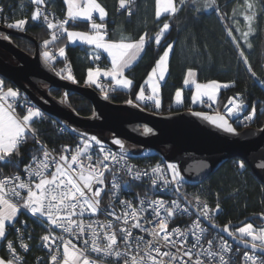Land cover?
Listing matches in <instances>:
<instances>
[{
	"label": "snow or ice",
	"instance_id": "6c2138e0",
	"mask_svg": "<svg viewBox=\"0 0 264 264\" xmlns=\"http://www.w3.org/2000/svg\"><path fill=\"white\" fill-rule=\"evenodd\" d=\"M36 5V9L32 14V20L42 19L47 25V28L53 30L51 39L45 40L44 45L47 46L53 41L58 40L64 34L67 39L72 42H80L94 46V57L99 59L97 50H103L112 57L111 69L104 71L100 68L88 69V77L86 83L95 84L101 88L107 98V90L99 83L98 78L103 75L111 77L115 86L123 88H131L133 81L124 75V70L130 67L133 62L141 55L145 49V45L151 37L147 33L141 35L138 40H133L129 36L121 35L119 41H109L106 39L107 30L104 24L106 16L105 9L97 2V0H64L67 5L66 18L63 20H55L49 18L39 6L45 3V0H31ZM185 0H179L180 5H183ZM195 3V0H193ZM132 0H119L121 8H126L131 14ZM157 9L156 17L159 18L161 12H168L170 15L177 13L180 8L174 0H164V7L161 8V0H156ZM215 0H206L205 7H212ZM246 12L240 13L244 15L247 22L248 30L241 33L242 38L247 43L248 47L252 45L248 42L249 35L253 32L252 21L255 19L256 13L251 0H244ZM247 12H251L248 15ZM93 13H98L100 23H96ZM233 22L235 21L236 9L233 10ZM224 17L222 16L221 19ZM87 20L91 22L90 32L69 31L66 25L69 21ZM27 23L26 19L17 20L8 25L23 29ZM170 25L165 22L159 32L155 34V41L160 43L162 36L169 29ZM227 35L232 37L233 43L240 50V57L247 65L248 71L253 76L256 73L252 70L248 58L245 56L243 49L240 48L237 38L233 35V29L226 27ZM236 31H240L237 26ZM169 44L163 55L156 61L155 66L147 74L144 84L140 86L139 92L136 94L138 101H151L155 107H161L160 87L161 82L165 80V74L168 71L169 51L172 49ZM59 55L65 56V49L59 48ZM45 61H52L55 57L49 52L42 53ZM67 73L64 75V73ZM58 75H63V78L73 80L70 66L66 65L65 69H61ZM193 69H188L184 80L185 85L195 86V92L192 96L194 103L206 102L202 98H207L208 101H215L221 87H229L228 84H220L217 81H210L206 84L196 83ZM264 83V81H262ZM146 88L150 90V94L146 95ZM239 93L235 97H229L228 103L225 104V110L228 115H235L243 108V101L240 99ZM182 89H177L175 93V103H182ZM132 104V100L127 101ZM18 104L24 105V114L20 115L17 112ZM211 107V105H209ZM255 107L253 106L251 113L245 117V120L251 121L255 116ZM198 116L205 117L211 123L217 125L228 133L238 134L237 129L229 122L225 115L217 113L215 116H209L206 113H196ZM43 116L42 111L35 105H31L26 97H23L18 89L12 87L5 88L4 80L0 79V162L4 164L12 163V157L20 156L21 147L27 142L31 135L34 143L39 145L42 151V157L37 155L32 156V162L25 165V171L29 177L28 180L21 179L19 174L13 176H5L0 178V238L6 239L7 224L12 223L21 208L31 213L33 217H38L44 220L49 226L60 228L63 232L77 236L79 239L83 235H88L89 239L83 241L84 247L78 248L72 241L64 239V237L56 236L55 233L49 231L43 235L41 239L45 242L46 247L51 239L53 243L57 240L62 244H57L56 251L51 256V264H97V260L89 259L90 253H101L104 256H114L117 259L116 264H231L230 260L225 259L224 252H231L232 248L227 241L221 238L219 244V252L213 251V241L208 240V248L201 251H194L201 241V237L206 231L202 227L200 219L193 221L191 227L182 231L179 228L169 230V220L177 214H184L188 210L181 207L177 200H173L169 205L168 202L157 199L151 200L148 203V208L133 206L131 201L121 200L119 203L123 206V216H117V220H122L123 225L117 229L112 221L101 223L99 221H91L87 224L83 219H75L74 217H83L85 212L95 214L101 210V192L105 185V171L109 170L106 163L108 160L116 161L117 156L106 149L101 142L95 137H81L83 147L76 146L75 151L70 155L60 154L58 158L54 157L52 152L37 139V131L33 128V123L36 118ZM150 132L151 129H145ZM93 142L100 146V152L103 158H97L96 162H92V156L89 154ZM114 143L119 145L122 150L124 144L120 139H115ZM64 152L68 151V146L64 147ZM87 159V165L84 163ZM120 159H123L121 157ZM74 165L76 167H74ZM238 167H245L244 161L238 162ZM264 169V163L260 164ZM52 169L51 171H49ZM167 170L172 173L171 180H168L163 174L161 165H156L151 169L152 184L156 185L158 179H163L165 186L172 183L177 185L176 191H179V185L182 182L179 169L176 164L169 163ZM127 173L134 180L141 179L142 176L148 175L147 172L135 171L134 167L127 166ZM120 184L115 182L113 176L112 195H116V191L120 189ZM21 190H25L26 194H22ZM186 198V197H185ZM196 208L199 217L208 220L214 224V215L219 211L220 205L217 204L215 209H210L207 203L201 202L199 197H195ZM191 203V201H189ZM144 204V200L140 201ZM151 209L153 220H147L144 217L145 224H153V227H146L140 223L141 213ZM163 212V215L161 214ZM108 215H115L114 212ZM260 218L264 219V213L260 214ZM129 219L135 221L132 225L128 224ZM99 224V229L94 225ZM137 228L142 232L148 233L152 239L144 240L143 236L133 237L132 229ZM102 229L103 231H100ZM224 232H228L230 236L237 237L241 242L251 245L252 254L245 251L243 253L246 264H264V259L258 257L255 253L259 250L264 254V228H255L253 224L247 223L242 227H238L235 231H230L226 224L223 228ZM191 232L195 236L196 244H192L189 248L181 247V244L187 245L188 233ZM173 235L180 237V240L172 239ZM124 245L123 250L120 248V243ZM90 244V246H89ZM134 244V247H133ZM143 245V247H141ZM62 246V253L60 251ZM10 259L0 257V264H21L22 257L16 252L12 241L7 244ZM20 247L25 250L28 245L21 242ZM175 247L176 251H161V248ZM201 256L207 259H201ZM184 257L188 259L185 260ZM195 257V259H193ZM218 257V259H217Z\"/></svg>",
	"mask_w": 264,
	"mask_h": 264
},
{
	"label": "trees",
	"instance_id": "16d2710c",
	"mask_svg": "<svg viewBox=\"0 0 264 264\" xmlns=\"http://www.w3.org/2000/svg\"><path fill=\"white\" fill-rule=\"evenodd\" d=\"M107 11L106 30L107 37L112 41H119L121 35L129 36L133 40L147 33L151 37L147 41L145 50L140 59L126 72V76L133 81L130 89H122L117 86L107 90V97L114 103H127L132 100L133 104H138L144 109L161 114H169L179 110L192 109V88H186L184 80L188 69L197 71L199 82L218 81L230 85L222 87L216 105L203 103L193 107L198 110L210 111L211 113H222L228 102L229 97L241 94L240 99L249 105L250 110L255 107V116L251 120L250 127L261 128L264 125V83H262L263 62H264V7L261 0H251L256 13L252 21L253 32L248 37V42L252 47L249 48L241 33L248 30L244 15L246 12L244 0H215L212 7H205L206 0H185L180 5L176 0L180 10L173 14H166L159 18L156 17V0H132L131 14L126 8H121L119 0H97ZM47 6L53 8L59 16L66 15V4L64 0H48ZM4 6L3 16L7 18L9 24L26 19L27 23L23 29L11 28L17 32L9 34L8 37L22 50L33 54L35 42L38 41L41 53L49 45L54 46L51 51L55 57L52 61H46L56 71L60 72L65 65L70 66L74 81L80 85H90L104 94L96 85L86 83L88 69L102 67L107 63L106 56L99 55V59L94 57V47L85 44H67L66 34L58 40L45 46L44 41L51 39L53 30L47 28L42 19L32 20V14L36 9L31 0H2ZM236 9L235 21L233 22V10ZM251 15V12H247ZM224 17L221 19V17ZM165 22L170 27L163 40L157 44L154 37ZM2 25V24H1ZM239 26L240 31H236ZM68 28L89 30L87 22H70ZM226 27L233 29V35L237 38L240 48L243 49L245 56L251 64L255 76L248 71L240 57L239 49L233 43L232 37L227 35ZM172 44V53L169 61V72L165 81L161 84L160 98L161 107L157 109L155 104H145L136 99V94L140 86L144 84L147 74L155 66L156 61L163 55L168 45ZM65 46V56L59 55V48ZM67 73L65 72L64 75ZM63 77V75H61ZM4 80L5 87L17 89L11 82ZM177 89L183 90V103L180 108L174 105V97ZM49 92L52 96L63 101L68 107L76 111L81 116H91L94 113L92 103L84 96L75 92H64L59 88L51 87ZM21 93V92H20ZM22 94V93H21ZM23 97H26L22 94ZM27 98V97H26ZM27 101L30 103L29 99ZM33 105L32 103H30ZM211 105V107L209 106ZM19 110L24 112V105H19ZM232 125L237 129H243L236 125V122L229 118ZM33 128L37 131V139L49 146L59 148L62 144H75L81 141V135L73 128L51 116L43 113V116L36 118ZM84 137V136H83ZM19 157H12V163L4 164L0 162V174H18L25 172V165L32 162V156H41L42 151L39 145L34 143L32 136L28 137L27 142L21 147ZM146 156L161 161L162 157L153 151L146 153ZM240 158H233L226 161L211 176L197 185H187L190 192L189 198L199 197L208 201L212 208L220 205V209L214 215V224L224 228L227 224L230 231H235V225L240 221L254 217V225H263L264 219L260 214L264 213V182L262 179L245 163L243 169L238 167ZM135 188H140L141 183L132 182ZM143 187V186H142ZM188 198V199H189ZM102 204L106 200L101 201ZM26 218L30 222L29 232L32 237H28L31 248L26 255L25 264H29L42 253L37 245L40 227L29 218L25 210H20L17 221ZM214 233V230H210ZM2 243V241H1ZM1 246V244H0ZM3 249V250H2ZM0 248L1 254L6 258L4 248Z\"/></svg>",
	"mask_w": 264,
	"mask_h": 264
},
{
	"label": "water",
	"instance_id": "95a60500",
	"mask_svg": "<svg viewBox=\"0 0 264 264\" xmlns=\"http://www.w3.org/2000/svg\"><path fill=\"white\" fill-rule=\"evenodd\" d=\"M261 1L264 7V0ZM16 33L25 34L0 24V77L11 82L42 113L67 124L86 138L95 136L101 143L131 157L146 156L149 151L157 152L166 166L177 163L182 181L187 185L203 182L233 158L245 161L264 182V169L260 167L264 163V125L261 128L246 127L241 130L235 127L238 134H233L205 117L196 115L217 114L210 111L192 108L161 114L146 110L138 104L114 103L95 87L80 85L58 75L42 57L38 41L34 40V54L19 48L8 38L9 34ZM51 87L86 97L93 105V115H79L52 96L49 92ZM146 128L151 131L146 132ZM115 139L124 141L126 151L114 143ZM129 144L141 150L132 151L128 148ZM169 174L171 177L170 171ZM183 199L199 216L187 198ZM253 219V216L248 217L235 226L240 227ZM204 221L231 242L251 250L250 244L230 236L223 228L214 227L212 222ZM256 252L262 254L259 250Z\"/></svg>",
	"mask_w": 264,
	"mask_h": 264
},
{
	"label": "built area",
	"instance_id": "2783aa9c",
	"mask_svg": "<svg viewBox=\"0 0 264 264\" xmlns=\"http://www.w3.org/2000/svg\"><path fill=\"white\" fill-rule=\"evenodd\" d=\"M47 1L48 0H45V2H47ZM39 7L41 9H43L44 13L47 14L49 16V18L52 19L53 21H55L57 19L63 20L66 18V15L64 17L57 15L56 12L53 10V8L47 6L46 3L40 5ZM2 13H4V6L2 4V0H0V24L6 26V24H8L9 22L7 21L6 17L3 16V19L1 18ZM66 27H67V25H66ZM99 60L101 61L102 59H99ZM102 67H107V63L106 62L103 63ZM98 83L104 89H109V88L115 86L113 80L107 81L104 78H98ZM145 94L146 95L150 94V90L146 88ZM143 103L149 104V105L153 104V102H151V101H144ZM19 105L20 104H18L17 108L19 107ZM251 111L252 110H250L249 105L246 103H243V108L241 109L240 112L236 113L235 115H228L226 113L225 107L223 108L224 114L227 115L229 118L235 120L237 122V126H239L241 128H246V127L250 126L251 121L245 120V117L248 116L249 113H251ZM39 141L43 145H45L47 147V149H49L52 152L53 156L56 158H58L59 155L62 154V152H63V154L68 155L70 157L71 153L73 151H75L77 145H80L81 147H83L82 140L75 143V144H62L59 146V148L49 146L48 144L42 142L41 140H39ZM101 144L106 149H108L110 152H112L113 154H115L117 156L116 161H112L111 159L106 161V163L109 166V170L105 171V185L101 186V187H103V191L101 192V201L105 199L106 203L102 204V202H101V210L99 212H97L95 214L85 212L83 217H74L75 219H83L86 224L88 222H91V221H99L101 223H105L107 221H112L114 226L117 229H119V227H121L123 225L122 220L116 219L117 216H123V206L119 203V201H121V200L131 201L133 206H135L137 208H140V207L148 208V203L151 200L161 199V200L168 202L169 205L171 204V202L173 200H177L180 203L181 207L187 208L188 211L184 214H177L172 219H170L169 220V230H171L173 228H179L182 231H184L186 229H189L191 227L193 221H196L199 218L202 227H204L206 229V231L202 235L201 241L197 245V247L194 251H201L202 248L203 249L208 248L207 242H208V240H212L213 241L212 250L219 252L220 251L219 244H220V240L222 238L223 240L227 241L228 245H230L232 248L231 252H227V251L224 252L225 259L230 260L231 264H246L244 257H243V253L245 251H247L251 255L252 250H249L243 246H240L238 244L231 242L229 239L223 237L221 235V233L217 232L214 229H213L214 233L210 232V230L212 228H210L206 224L204 219L202 217H199L194 212V210L183 199L185 197L188 199L189 195H190L187 184H185L182 181L181 184L179 185V191H176L177 185L175 183H172L168 186H165L163 183V179H158L156 185L152 184L151 181H152L153 176H152L151 169L154 168L158 164L161 165L163 174L166 176V178L168 180H171L169 171L167 170V166H166L163 159L161 161H158V160H155L149 156L131 157L127 154L120 153V152L116 151L115 149H113V148H111V147H109L103 143H101ZM65 146H68L67 152L63 151ZM89 154L92 156V162L93 163L96 162L97 158H100V159L103 158V154L100 152V146L96 145L94 142H93L91 148L89 149ZM40 157H42V154ZM121 157H123V159H120ZM84 163L87 165V163H88L87 159H85ZM174 164L177 165V163H174ZM129 165L133 166L135 171H140L142 173L147 172L148 175L142 176L141 179H139V180H134L132 178V176H130L127 173V166H129ZM74 167H76V166L74 165ZM177 167H178V165H177ZM51 170L52 169H50L49 171H51ZM18 174L20 175L21 179H23V180L29 179L26 171L23 173H18ZM13 175H15V174H13ZM13 175L0 174V178H3L5 176H13ZM113 176H115V182L120 184V186H121L120 189L118 191H116L115 196L112 195V192L114 191L112 189ZM180 176H181V174H180ZM133 181L141 183L140 188H135L132 184ZM21 191H22V194H26L25 190H21ZM190 197L191 198H189L188 200L191 201V205L197 211L195 198L192 196H190ZM199 199L201 202L207 203V205L209 206L210 209H213L212 205L208 201L201 199V198H199ZM141 200H144L143 205L140 204ZM21 210H25V209L21 208ZM25 212L29 216V218L32 219L41 229L39 234H38L37 245L41 248L42 253L38 254L36 259L34 261H32L31 263L29 262V264H51L50 256L54 251H56L57 244H62V242L57 240L55 243H53V241L50 239L47 242L48 245H50V247H46L45 242L41 239V237L43 235L47 234L49 231L55 233L56 236L62 235L64 237V239L72 241V243L75 244L78 248L84 247L83 241L85 239H89L88 235H83L82 237H80L78 239L77 236L72 235L70 233L63 232L62 229L56 228L54 225L49 226L41 218L33 217L31 215V213L28 212L27 210H25ZM111 212H114L115 215H108V213H111ZM161 214L163 215V212ZM144 217H147V220H149V221L153 220V216L151 214L150 208L146 212L141 213L140 223L146 227H153V224H145ZM133 223H135V221H133L132 219H129L128 224L132 225ZM255 226L257 229L264 228V224L260 225V226H258V225H255ZM29 227H30V222L26 218H22L19 222L17 220H15L14 222L10 223L6 227V239H4V238L2 239V243H1L0 248L1 249L4 248V251L6 253V257L8 259L11 258V255L9 253L7 244L9 241H12L13 246L16 249V252L22 257L21 264H25L26 259H27L26 255L31 248V244L29 243V240L26 237V235L28 233H29L28 237L29 238L32 237V232H29V230H28ZM94 227L99 229V224L94 225ZM100 231H103V230L100 229ZM132 232H133L134 238L137 236H143L145 241L152 239V237L148 233L142 232L140 229L133 228ZM238 236H239V233L236 234V237H238ZM172 239L180 240V237L173 235ZM187 240H188L187 245H184L182 243L181 247L189 248V247H191L192 244H196L195 236H193L191 232L188 233ZM21 242L28 245L27 250L20 247ZM118 243H120V248H121V250H123V248H124L123 243L119 242V241H118ZM89 246H90V244H89ZM133 247H134V244H133ZM141 247H143V245H141ZM169 250L172 252H175L176 248L175 247H170V248L162 247L161 248L162 252L163 251H169ZM60 251L62 253V246H61ZM255 254L258 257H260L261 259H264V255L257 253V252ZM89 259L97 260V264H116V261L118 258H116L114 256H104L101 253H90ZM184 259L187 260L188 258L184 257ZM193 259H195V257H193ZM201 259L206 260L207 257L201 256ZM217 259H218V257H217ZM120 264H122V261H120Z\"/></svg>",
	"mask_w": 264,
	"mask_h": 264
},
{
	"label": "crops",
	"instance_id": "0c3cea01",
	"mask_svg": "<svg viewBox=\"0 0 264 264\" xmlns=\"http://www.w3.org/2000/svg\"><path fill=\"white\" fill-rule=\"evenodd\" d=\"M98 2V1H97ZM174 2L176 3V0H174ZM81 3H83V0H81ZM100 4V3H99ZM176 5H177V3H176ZM102 6V5H101ZM164 7V0H161V8H163ZM104 8V7H103ZM156 9H157V3H156ZM106 11V10H105ZM66 12H67V5H66ZM106 13H107V11H106ZM166 14H169L168 12H164V11H162L161 12V15H160V17L161 16H163V15H166ZM93 17H94V20H95V22L96 23H100L101 21H100V18H99V14L98 13H93ZM107 17H108V15L106 14V16L104 17V24H105V26H106V23H105V20L107 19ZM78 21H82V22H87L88 24H89V30H80V29H72V28H68V30L69 31H76V32H90L91 31V22L90 21H87V20H84V19H81V20H78ZM78 21H70V22H78ZM169 31V29L164 33V35L162 36V38H161V41L163 40V38H164V36L167 34V32ZM106 39L107 40H109V41H112V40H110V39H108V37H106ZM160 41V42H161ZM66 42H67V44H77V43H79V44H84V43H80V42H72V41H69L68 39H67V35H66ZM147 44V43H146ZM85 45H87V44H85ZM172 45V44H171ZM88 46H91V47H94L93 45H88ZM145 47H146V45H145ZM64 49H65V46L63 47ZM145 50V49H144ZM99 51V54L100 55H104V56H106V58H107V60H108V63H109V66L108 67H93V68H91V69H96V68H100V69H102V70H104V71H107V70H109V69H111V67H112V57L111 56H109V54L107 53V52H105V51H103L102 49L101 50H98ZM144 52V51H143ZM143 52L141 53V55L133 62V64L130 66V67H128V68H126L125 70H124V75L126 76V72H127V70L128 69H130L139 59H140V57L142 56V54H143ZM171 53H172V49L169 51V57H168V71L166 72V74H165V79L167 78V76H168V72H169V61H170V56H171ZM194 70V69H193ZM194 72H195V76L194 77H192L191 79H194L195 80V82L196 83H200V84H206V83H208V82H210V81H208V82H199L198 80H197V71L196 70H194ZM186 75H187V73H186ZM87 77H88V74H87ZM127 77V76H126ZM99 78H104L105 80H107V81H111L112 80V78L111 77H106V76H104L103 75V72L101 73V76L99 77ZM128 79H130L129 77H127ZM87 80V79H86ZM131 80V79H130ZM165 81V80H164ZM164 81H162L161 82V84L164 82ZM218 82V81H217ZM220 84H224V83H221V82H219ZM91 85H95V84H91ZM185 85V84H184ZM185 87L186 88H192V90H193V93H192V96H193V94H194V92H195V86L194 85H192V86H189V85H185ZM119 88H122V89H130V88H123V87H119ZM222 88V87H221ZM221 88H220V90H221ZM220 90H219V92H218V94H217V98H216V100L215 101H208L207 100V98H202V99H204L206 102H196V103H194L193 102V100H192V108L193 107H196V106H200V105H202L203 103H208V104H213V105H216L217 104V102H218V99H219V96H220ZM160 91H161V87H160ZM160 101H161V98H160ZM182 101H183V90H182ZM183 103V102H182ZM182 103H180V104H177V103H175V97H174V105L177 107V108H180L181 106H182ZM17 111H18V113L20 114V115H23L24 114V112H21L20 110H19V108H17ZM19 215H20V212L18 213V215H17V217H16V219L15 220H17L18 218H19ZM14 220V221H15ZM13 221V222H14ZM10 224V223H9ZM9 224H7V226L9 225ZM2 239L3 238H0V244H1V241H2ZM0 257H3L4 259H6L2 254H1V252H0ZM7 260V259H6Z\"/></svg>",
	"mask_w": 264,
	"mask_h": 264
},
{
	"label": "rangeland",
	"instance_id": "374dc122",
	"mask_svg": "<svg viewBox=\"0 0 264 264\" xmlns=\"http://www.w3.org/2000/svg\"><path fill=\"white\" fill-rule=\"evenodd\" d=\"M4 26V25H3ZM68 28V27H67ZM9 38V37H8ZM10 39V38H9ZM36 47V46H35ZM54 50V47L51 49V48H46L44 51H49L51 54H52V52L51 51H53ZM43 51V52H44ZM42 52V53H43ZM35 53V50H34V52H33V54ZM40 53H41V51H40ZM42 53H41V55H42ZM43 57V56H42ZM44 58V57H43ZM66 66V65H65ZM64 69H65V67H64ZM1 79V78H0ZM5 88H7V87H5ZM13 88V87H12ZM14 89V88H13ZM222 113H224L223 112V110H222ZM122 142H124V141H122ZM128 148L130 149V150H132V151H140L141 150V148L140 147H138V146H135V145H132V144H129L128 145ZM248 223H251V224H253L252 222H248ZM247 224V223H246ZM245 225V224H244ZM244 225H242V226H244ZM254 225V224H253ZM242 226H240V227H242ZM254 227L256 228V226L254 225Z\"/></svg>",
	"mask_w": 264,
	"mask_h": 264
},
{
	"label": "bare ground",
	"instance_id": "6f19581e",
	"mask_svg": "<svg viewBox=\"0 0 264 264\" xmlns=\"http://www.w3.org/2000/svg\"><path fill=\"white\" fill-rule=\"evenodd\" d=\"M51 47L53 48L54 46L49 45V48H51ZM52 48H51V49H52ZM101 61H102V60H101ZM98 88H99V87H98ZM100 89H101V88H100ZM206 105H208V103H206ZM17 112H18V111H17ZM224 115H225V114H224ZM225 116L228 117L227 115H225ZM228 118H229V117H228ZM234 121H235V120H234ZM235 122H236V121H235ZM250 123H251V122H250ZM236 125H237V122H236ZM249 127H250V126H249ZM187 200H188V199H187ZM188 201H189V200H188Z\"/></svg>",
	"mask_w": 264,
	"mask_h": 264
}]
</instances>
